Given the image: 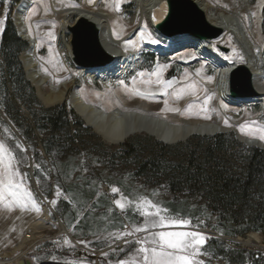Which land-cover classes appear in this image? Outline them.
I'll return each instance as SVG.
<instances>
[{"label": "rangeland", "instance_id": "obj_1", "mask_svg": "<svg viewBox=\"0 0 264 264\" xmlns=\"http://www.w3.org/2000/svg\"><path fill=\"white\" fill-rule=\"evenodd\" d=\"M248 1L253 6V13H255L253 17L256 28L255 43L258 47L262 48L264 58V0ZM99 2L104 4L105 9L109 13L114 15V19L111 23L116 38H123L140 23V12L138 11L136 0H122L119 11L112 10L114 0H107V3L105 0H93V2L87 0L84 4V8L94 12L97 10L96 6ZM215 2L220 6L224 5L232 8L237 1L214 0V4ZM79 5H81V0L78 2L73 0H35V4L27 15V24L31 34L38 41L37 52L40 60L39 62L42 64V68L46 74L53 75L52 77L55 83L60 85L65 81L72 80L71 92L80 89L87 102L100 103L109 111L117 107L126 111L139 110L140 112H147L146 114L153 113L154 116L176 123H180L181 118L204 119L203 116L206 114L211 117L210 119H217L218 117L225 126H235L237 130L246 137L250 138L249 135L241 132L242 127H244L245 132H253L256 135L260 134L257 129L264 128V111H261V106L256 105L249 108L240 107L231 101L220 100L214 93H211L214 90L213 86L216 80L215 71L214 69L212 70L209 65L207 66L200 61L198 56V60H195V57L191 53L186 52L182 55H176L180 51H174L171 53L170 57L164 56L166 58H163L161 57L162 55L160 56L154 53V49L156 48L152 47L148 49L151 45H157L147 42L146 39H142L140 36L141 32H145L146 34L151 33L153 38H157L152 34V29L148 23H143L140 25L141 27L138 26L134 37L129 40L135 41V45L129 44V41L123 42V49L125 51L130 52L137 50L140 55L138 57L139 67H137V70L131 75L124 78L123 81L131 88L133 86V77H137L135 87L146 89L148 86L140 82L141 78H139L137 74L141 71H152L157 63L161 65L169 64L170 67L164 72V79H176L180 81V83L174 87L179 88L190 83H195L196 85V95H192L189 91L182 94L179 98L176 96L167 97L168 106L180 109L179 112L164 111L165 105L163 101L166 97L162 95H157L155 98L144 99L128 92L124 86L119 83L121 80H114L110 83L109 89H107L104 86V82L100 80L88 82L81 79L80 68H75L67 57V46L70 44L71 37L70 35H65L62 31L58 16L54 13L53 9L62 10L64 8ZM178 6L184 8L189 7L190 10L192 9L189 5H187L188 7L183 4ZM33 8L36 9L35 12H32ZM76 18L77 17L71 18L69 24L72 25ZM192 18L196 19L197 22L202 25L196 14H193ZM246 20H248V17H246ZM178 26V23L174 22V24L168 27V31L176 30ZM204 32L211 34L213 31L211 29H204ZM50 33L51 35H49ZM222 36L214 40H218ZM227 41L228 42L223 43L219 48L214 47V52L223 58L229 57L227 59L233 61L237 58L239 53L232 48L231 39L228 38ZM161 44V46H157L159 48H164L165 44ZM140 47L143 51H152V53L143 56V60H145L144 63H142ZM191 51H193V49H191ZM45 69L47 71H45ZM198 69L200 70V75L196 74ZM185 73L189 74L187 80L184 79ZM207 77H212V81L209 82L206 79ZM144 79H147V77ZM49 87L50 85L48 84L45 90H48ZM152 88L155 90L156 86L153 85ZM169 91L171 92L172 90L169 89ZM206 97H211V99L205 105L203 101ZM41 104L43 106L42 102ZM13 105L19 116L30 121L29 113L25 105H22L21 102L16 100L13 101ZM65 105L71 109L69 102H65ZM189 105H192L190 110ZM203 108L207 109L206 113L202 111ZM172 117L175 118L173 119ZM225 121H227V125ZM92 132L95 134L96 138L84 132L81 134L82 136L79 141L83 143L85 147H97L100 145V142L104 145L111 146L93 130ZM229 135H232L233 139L237 141L233 134ZM35 138L38 151L41 153L40 157L46 159L45 161L48 164V156L42 149L41 142L43 136L36 133ZM140 138H149L156 142V139L148 135H135L129 140ZM262 142L264 143V141ZM0 143H3L8 150L14 154L16 158L14 166L23 177L25 189L31 192L36 205L41 208L40 213L31 209L21 211L19 208L8 211L4 207V204L12 201L13 198L5 193L6 199L3 203H0V257L4 251L14 247L23 238L29 224L39 219L44 206L48 204L51 208L50 218L53 228L44 232L47 240L36 246L33 251L26 255L27 259L31 261V264H70V262H74V264H109V262H111V264H117V261L127 259L135 253L136 248L139 247V245L135 243L137 237L142 238L145 235H150L152 231H156L150 230L148 233L140 232L133 236H124L123 239L119 240L115 239L113 235H110L115 233L123 234L135 227L142 226L146 219H153V217H144L141 214V210H137L135 202L138 197H145L153 203L158 204L162 209H167L166 213H162L166 216L189 220L191 222V227L182 230L197 231L209 237L201 248L204 254L196 257L202 260L203 264H229L222 256L219 254L216 255L212 252V249H208L210 243L216 240L231 249L264 254V234L250 232L245 237H233L223 233L224 231L232 232L231 229L234 228L220 221L211 211L204 210V199H201L197 192H191L190 190L192 189L187 188L174 193L172 189H170L169 179L164 176L163 173H160V175L154 179L134 177L132 176L133 168L129 162L125 163L121 160H114L106 164L104 161L109 159L113 150L96 148L98 150L96 154L82 150L77 159L75 158L74 164H72L74 165L72 169L76 168V170L65 172V169L61 167L64 160L58 159L56 163L57 166L53 167L49 165L47 170L43 172L35 163L31 147L18 134L13 124L1 109ZM153 143L154 142H147V146L153 147ZM17 145H21L22 148L17 147ZM241 146L245 145L241 144ZM241 150L242 147L234 148L236 153L241 152ZM89 154H104L106 157L101 159L103 162L98 161L97 164L89 166L85 170L77 167L78 161V163H80L84 159H90ZM238 156L235 159H237ZM174 157L177 158L176 156ZM174 157L173 159H175ZM36 170H40V175L49 185L47 195H44L40 191L39 188L43 187V185L37 183L34 178L33 174ZM60 176L63 177V180L61 184H58L56 179ZM113 188L118 189V191L113 192ZM57 190H59V195H57ZM21 195L27 200V196L24 195L23 192H21ZM121 197L132 200L134 203L126 204L125 209L122 211L115 204V201L120 200ZM53 201H55V204L52 203ZM123 202L122 200V203ZM29 203H31V201H29ZM65 203L67 206L64 205ZM59 205L64 206L63 211L58 209ZM149 210L152 211V209ZM73 212L75 213L74 217L71 215ZM60 224L65 227L66 233L61 232L59 229ZM251 234L257 236L259 240L257 245L252 243L246 245L242 242V240L248 241ZM65 238H67L71 244H65ZM81 241L84 243H81ZM105 253H107V255H105ZM53 257H55V260Z\"/></svg>", "mask_w": 264, "mask_h": 264}, {"label": "trees", "instance_id": "obj_2", "mask_svg": "<svg viewBox=\"0 0 264 264\" xmlns=\"http://www.w3.org/2000/svg\"><path fill=\"white\" fill-rule=\"evenodd\" d=\"M20 2L0 0V109L29 144L35 163L43 172L49 165L57 166L58 159L64 160L61 167L65 172L74 171L76 168L72 169V164L82 150L96 154L98 148L110 149L113 153L104 161L106 164L114 160L129 162L134 177L154 179L163 173L174 193L187 188L197 192L204 199V210L211 211L220 221L234 228L232 232L223 233L233 237H245L250 232L264 234V151L241 146L232 135L196 136L173 146L140 138L117 147L102 142L97 147H85L79 141L81 134L84 132L96 138L92 130L65 104L50 109L43 107L26 80L20 55L28 44L18 38L12 20ZM15 100L27 107L30 121L16 112ZM36 133L43 136L42 149L48 156V164L40 157ZM147 142H154L153 147L147 146ZM241 147L238 156L234 148ZM95 154H89L90 159L78 161L76 166L85 170L106 157ZM33 175L37 183L43 185L40 191L47 195L49 185L40 175V170ZM56 180L61 184L63 177ZM64 205L67 206L66 203ZM63 207L59 205L58 209L63 211ZM71 215L74 217L75 213ZM208 249L229 264H264L263 253L231 249L217 240L212 241Z\"/></svg>", "mask_w": 264, "mask_h": 264}, {"label": "bare ground", "instance_id": "obj_3", "mask_svg": "<svg viewBox=\"0 0 264 264\" xmlns=\"http://www.w3.org/2000/svg\"><path fill=\"white\" fill-rule=\"evenodd\" d=\"M86 1L81 0V5L62 10L53 8L54 13L58 16L64 34L65 28L73 17L83 15L93 22L99 29L102 48L112 56V61L105 65L87 69L80 68V76L84 81L93 82L100 80L109 89L110 83L114 80H123L135 72L137 67H139L138 57L140 55L137 51H125L123 49V40L130 37L138 29V26L148 23L153 34L160 40V43L165 44L164 48L154 49V53L170 57L174 51L181 52L193 49L200 61L206 63L215 71L216 80L213 86L214 90L211 93H214L220 100L231 101L240 107L249 108L258 105L261 106V111H264L263 51L255 43L256 28L254 16L252 15L253 6L248 0H236L237 2L232 8L224 5L220 6L216 2L214 4V0H190L202 11L206 21L211 26L223 31V36L218 40L206 39L203 43H193V45L191 44L187 48H185L184 44L179 43L178 36H173L169 39L155 29L168 16L169 0H136L138 11L140 12V23L121 39L115 37L111 23L114 15L105 9L104 4L97 3V10L91 12L84 8ZM34 4L35 0H21L15 12L14 22L19 35L29 43L27 49L20 55V61L24 67L27 79L37 89L40 101L45 108H52L61 103L69 102L70 107L81 116L85 123L111 146H120L121 143L127 142V140L135 135H148L156 140L176 145L195 136H210L232 128L223 125L218 117L217 119L210 120L181 118L180 123H176L154 116L153 113L146 114L147 112L144 113L139 110L126 111L117 107L109 111L100 103L87 102L80 89L71 92L72 80L65 81L60 85L55 83L53 75L46 74L42 68V64L39 62L37 52L38 41L31 34L27 24V15ZM180 13H183V11L181 10ZM245 16L248 17V20H246ZM228 38L232 41V48L239 53L237 58H233V61H229L230 59H227L229 57L223 58L214 52V47L219 48L223 43L228 42ZM67 47V57L76 66L73 63L71 45L68 44ZM241 57L243 58L242 60ZM239 66H246L252 74L253 86L258 93L257 99L254 98L252 102L233 100L229 96L228 76L232 69ZM48 84L50 87L48 90H45ZM172 118L174 119L175 117ZM237 132L242 141L255 140L242 135L240 131ZM262 143L261 141L257 145L263 146ZM50 209V205L46 204L44 206L41 216L29 224L23 238L14 247L2 253L0 264H20L21 261H24V264H31L26 255L33 251L36 246L45 242L47 238L44 232L53 228ZM59 229L62 233H66V229L62 224H60ZM242 242L246 245L249 243L257 245L259 240L255 234H251L248 241L242 240Z\"/></svg>", "mask_w": 264, "mask_h": 264}, {"label": "snow or ice", "instance_id": "obj_4", "mask_svg": "<svg viewBox=\"0 0 264 264\" xmlns=\"http://www.w3.org/2000/svg\"><path fill=\"white\" fill-rule=\"evenodd\" d=\"M89 2H93V0H89ZM105 2L107 3V0H105ZM121 3L122 0H114L112 10L119 11ZM35 11L36 9L33 8L32 12ZM252 15L255 16V13ZM49 35H51V33ZM140 36L151 44L160 43L158 39L152 37L151 33L146 34L145 32H141ZM129 44L135 45V41H129ZM242 59L241 57V60ZM169 67V64L161 65L157 63L152 71L139 72L137 76L141 78L140 82L142 84L148 86L146 89L135 87L137 77H133V86L131 88H129L128 84L123 80L119 81V83L123 85L128 92L144 99L155 98L157 95H162L166 97L163 101L165 105L164 111L179 112L180 109L168 106L167 97L176 96L179 98L182 94L189 91L192 95H196V85L195 83H190L179 88L174 87L179 84L180 81L176 79H164V72ZM45 71L47 70L45 69ZM196 74L200 75L199 69ZM145 77H147V79H144ZM188 78L189 74L185 73L184 79L187 80ZM206 79L209 82L212 81V77H207ZM153 85L156 86L155 90L152 88ZM169 89L172 91L170 92ZM210 99L211 97H206L203 103L206 105ZM191 107L192 105H189V110ZM202 111L206 113L207 109L203 108ZM203 118L210 119L211 117L205 114ZM225 124L227 125V121H225ZM257 131L260 133L259 135L253 132H245L244 127L241 128V132L249 135L250 138L264 141V128L257 129ZM17 147L22 148L21 145H17ZM15 160L14 154H12L3 143H0V203L5 201V193H7L13 198L12 201L4 204V207L8 211L19 208L21 211L31 209L40 213L41 208L36 205L31 192L25 189L23 177L14 166ZM112 190L113 192L118 191L116 188ZM21 192L27 196V200L23 198ZM57 195H59V190H57ZM122 200L124 201L123 203ZM29 201H31V203H29ZM52 203L55 204V201ZM133 203L132 200H127L125 197H121L120 200L115 201V204L122 211L125 209L126 204ZM135 206L137 210H141V214L144 217H153V219H146L142 226L135 227L123 234L115 233L110 235H113L115 239L119 240L123 239L124 236H133L140 232L148 233L150 230L156 231H152L150 235H145L142 238L137 237L135 243L139 245V247L136 248L135 253L127 259L117 261V264H203V261L196 257L204 254L201 248L209 237L197 231L182 230L191 227V222L189 220L169 217L162 214L166 213L167 209H162L158 204L153 203L145 197H138ZM149 209H152V211ZM64 243L71 244L67 238L64 239ZM81 243L84 242L81 241ZM105 255H107V253H105ZM53 259L55 260V257H53ZM70 264H74V262H70ZM109 264H111V262H109Z\"/></svg>", "mask_w": 264, "mask_h": 264}, {"label": "water", "instance_id": "obj_5", "mask_svg": "<svg viewBox=\"0 0 264 264\" xmlns=\"http://www.w3.org/2000/svg\"><path fill=\"white\" fill-rule=\"evenodd\" d=\"M181 4H183L184 6L189 5L191 6L192 9L190 10L188 6H187L188 8L178 6ZM18 6L14 10V13L12 16L13 25L16 29L18 38L29 45V43L19 35L18 30L16 28V24L14 22L15 20L14 16H15V12ZM168 6H169L168 16L162 23H160L159 25L155 27L157 32L167 35L168 37L179 36V35H189L191 38L190 40L191 44L203 43L206 41V39H217L223 35L222 30L211 26L206 21L202 11L190 0H169ZM181 10L183 11V13H180ZM193 14H196V16L198 17L202 25H200L196 19L192 18ZM174 22L178 23L179 25L178 28L173 31H168V27L174 24ZM202 28H203V31H202ZM65 29H66L65 35H70L71 37L70 45H71V51L73 55V63L76 65L74 66L75 68L77 69L86 68L87 69V68H91V67H95L99 65H105L112 61V56L109 55L101 46L99 29L93 22L89 21L86 17H84L83 15H79L76 18L75 22L72 25L69 24ZM204 29H211L213 32L210 34V33L204 32ZM136 31L132 35H134ZM224 51H227V50H224ZM22 68L24 70L23 65H22ZM25 77H26V80L30 83V81L27 79L26 74H25ZM31 86L34 88L36 96L40 100L38 93H37V89L32 84ZM228 88H229V96L233 100H247L246 102H252L254 98L257 99L256 96L258 95V93L256 92L253 86V77L246 66H239V67H235L234 69H232V71L230 72L228 76ZM62 104H65V103H61L60 105ZM47 109H50V108H47ZM75 114L79 118H81V116L78 115V113L75 112ZM83 122L85 123L84 120ZM85 125L88 128L92 129L86 123ZM237 131H238L237 128L234 126L229 130L218 132L210 136L212 137L218 134H233L238 143L264 151L263 143H262L263 146L257 145V143H261L260 140H250L247 142L242 141L239 138V134ZM200 137H206V136H200ZM156 141L164 145H167V146L175 145V144L167 143V142L160 141V140H156ZM123 144L125 143L124 142L121 143L120 146ZM20 264H24V261H21Z\"/></svg>", "mask_w": 264, "mask_h": 264}]
</instances>
